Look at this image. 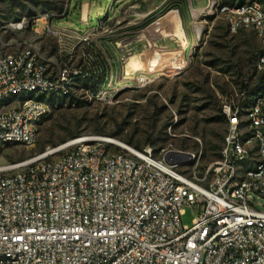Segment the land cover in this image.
<instances>
[{
  "label": "built area",
  "instance_id": "1",
  "mask_svg": "<svg viewBox=\"0 0 264 264\" xmlns=\"http://www.w3.org/2000/svg\"><path fill=\"white\" fill-rule=\"evenodd\" d=\"M231 33L262 43L254 93L225 102L220 159L196 173L200 153L161 148L156 155L87 135L0 168V264H264V7L220 4ZM33 28L58 36L53 21ZM80 38L82 62L51 68L33 44L0 49V146L33 145L52 99L112 102L123 89L98 28ZM22 28V26H20ZM124 60L132 55L118 46ZM92 80L103 76L100 86ZM149 88L156 78L136 77ZM195 164L189 174L180 167ZM196 216L183 224L185 209Z\"/></svg>",
  "mask_w": 264,
  "mask_h": 264
},
{
  "label": "rangeland",
  "instance_id": "2",
  "mask_svg": "<svg viewBox=\"0 0 264 264\" xmlns=\"http://www.w3.org/2000/svg\"><path fill=\"white\" fill-rule=\"evenodd\" d=\"M84 1L91 4L89 16L86 8L81 12ZM113 1L0 0V49L13 51L33 44L42 57L49 60L53 70L63 63L80 64L81 36L95 32L94 27L107 9L114 5ZM225 1L238 3L242 0H218L220 4ZM246 1H256L264 7V0H243ZM165 6L166 10L173 8V0H166ZM187 8L189 10V6ZM121 13L123 16L124 9ZM47 20L53 21L59 31L58 36L34 32L33 28L37 25L46 27L44 22ZM196 21L200 35L193 33L194 37L188 38L187 45L179 42L180 45L175 46L184 49L186 54L183 56L176 52V57L180 59L177 58L173 65L163 70L155 67L132 71L124 69V79L118 71L117 81L123 89L112 102L82 96L74 101L52 99L55 105L40 121L33 145L0 146V168L75 138L100 135L120 140L134 148L153 146L156 155L161 148L200 153L196 173L203 175L210 164L220 159L224 136L228 131L222 105L225 102L237 105L243 101V81L248 85L246 94L257 84L254 64L262 43L253 31L231 33L225 16L216 9L211 15H199ZM188 25L187 34L196 30L191 22ZM112 26L114 23L108 27ZM179 32L182 36L181 28ZM104 40L103 37L105 45ZM152 72L160 74L153 85L149 88L137 87L136 75L145 74L147 81L154 76ZM112 133H117V137L109 135ZM148 140L153 143H148ZM194 166L190 164L179 169L190 174ZM250 197L255 207L264 211V197L255 192H251ZM195 216V211L187 207L182 216L183 224L191 226Z\"/></svg>",
  "mask_w": 264,
  "mask_h": 264
},
{
  "label": "crops",
  "instance_id": "3",
  "mask_svg": "<svg viewBox=\"0 0 264 264\" xmlns=\"http://www.w3.org/2000/svg\"><path fill=\"white\" fill-rule=\"evenodd\" d=\"M138 1L114 0V5L118 3V6L113 5L107 9L106 14L94 27L96 29L100 24L105 25L98 30L105 39V46L115 63L117 75L119 71L123 76L124 69L132 71L155 67L163 70L170 64L173 65L179 58L176 57V52L182 53L183 56L186 54L184 49H178L175 46L181 43L183 46L187 45L188 38L194 37L193 33L200 35L196 23L199 15H211L215 12L214 0H211L213 1L211 8L208 5L210 0H173L174 7H168L167 10L165 9L166 0H141L140 3ZM90 5L89 1H84L81 12L86 8L89 16ZM126 5L129 6L126 7ZM122 9H124L123 16ZM189 22L196 30L187 34ZM110 23H114V26L108 27ZM180 28L183 31L182 36L179 32ZM119 45H124L132 55L123 60L118 51ZM183 60L185 61V58ZM153 75L158 78L160 74L154 72Z\"/></svg>",
  "mask_w": 264,
  "mask_h": 264
},
{
  "label": "trees",
  "instance_id": "4",
  "mask_svg": "<svg viewBox=\"0 0 264 264\" xmlns=\"http://www.w3.org/2000/svg\"><path fill=\"white\" fill-rule=\"evenodd\" d=\"M225 2H227V1H225ZM224 2V4H230V5H232V4H235V3H229V2H227V3H225ZM238 3H243V0L241 1V2H238ZM253 63V62H252ZM92 77H91V80H89L91 83H94V86H93V88H95V87H97V86H100L101 84H102V82H103V76H100L99 77V79L98 80H92L93 79V75H91ZM259 85H260V83L259 82H257V84L255 85V87L254 88H252V90H251V92H249V93H254L257 89H258V87H259ZM242 88H243V90H242V92H245V93H247L246 92V90H248V85L246 84V81H243V85H242ZM73 101L75 100L74 98H71ZM52 101V100H51ZM152 133V132H151ZM76 135H78V134H73V136H76ZM110 136H112V137H117V133H112V134H109ZM151 135V134H150ZM127 143H131V141L130 140H127ZM148 143H153V141H151V140H148ZM9 145H11V144H9ZM153 147V146H152ZM154 148V147H153ZM41 150H43V147H41L40 148Z\"/></svg>",
  "mask_w": 264,
  "mask_h": 264
},
{
  "label": "bare ground",
  "instance_id": "5",
  "mask_svg": "<svg viewBox=\"0 0 264 264\" xmlns=\"http://www.w3.org/2000/svg\"><path fill=\"white\" fill-rule=\"evenodd\" d=\"M212 4H213V1H209V8H211L212 7ZM109 139H110V141H112V142H115V143H119V144H125V143H123L122 141H120V140H117V139H114V138H110L109 137ZM125 145H128V144H125Z\"/></svg>",
  "mask_w": 264,
  "mask_h": 264
},
{
  "label": "water",
  "instance_id": "6",
  "mask_svg": "<svg viewBox=\"0 0 264 264\" xmlns=\"http://www.w3.org/2000/svg\"><path fill=\"white\" fill-rule=\"evenodd\" d=\"M184 154H187V152H183Z\"/></svg>",
  "mask_w": 264,
  "mask_h": 264
}]
</instances>
